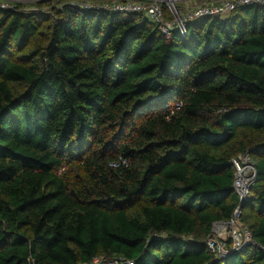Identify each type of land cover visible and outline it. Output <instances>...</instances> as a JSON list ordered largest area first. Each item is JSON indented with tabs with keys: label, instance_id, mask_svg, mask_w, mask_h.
<instances>
[{
	"label": "trees",
	"instance_id": "16d2710c",
	"mask_svg": "<svg viewBox=\"0 0 264 264\" xmlns=\"http://www.w3.org/2000/svg\"><path fill=\"white\" fill-rule=\"evenodd\" d=\"M55 14L0 7V264H264V6ZM237 209L255 246L218 258Z\"/></svg>",
	"mask_w": 264,
	"mask_h": 264
},
{
	"label": "built area",
	"instance_id": "2783aa9c",
	"mask_svg": "<svg viewBox=\"0 0 264 264\" xmlns=\"http://www.w3.org/2000/svg\"><path fill=\"white\" fill-rule=\"evenodd\" d=\"M180 1L182 0H114L107 8L94 5L83 6L87 9L94 7L124 16H142L157 25L166 36H170L175 29L186 34L188 25L199 19L226 18L241 7L264 6V0H214L196 4L189 12L181 13L176 6ZM0 7L8 8L10 6ZM176 109H180V107L178 106ZM232 164L235 171L236 193L241 200H244L250 194L255 178L250 155L244 154L233 160ZM242 216V210L237 209L229 221L213 226L212 233L207 240V248L216 257L224 258L231 253L255 246L252 231L243 224ZM126 264L133 263L126 262Z\"/></svg>",
	"mask_w": 264,
	"mask_h": 264
},
{
	"label": "rangeland",
	"instance_id": "374dc122",
	"mask_svg": "<svg viewBox=\"0 0 264 264\" xmlns=\"http://www.w3.org/2000/svg\"><path fill=\"white\" fill-rule=\"evenodd\" d=\"M114 0H0V6L18 7L22 12H32L38 10L40 15L48 19L56 16L55 10H60L66 4L68 5H94L101 7L111 6ZM121 1V0H118ZM214 0H182L176 4L177 10L181 13H186L191 10L196 4L210 2ZM227 18V17H226ZM226 18H223L226 20ZM169 20V18H167Z\"/></svg>",
	"mask_w": 264,
	"mask_h": 264
}]
</instances>
